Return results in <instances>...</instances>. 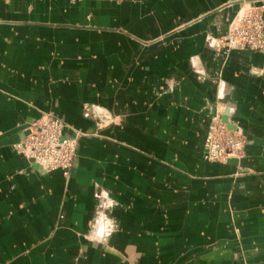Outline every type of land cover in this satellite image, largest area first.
Returning a JSON list of instances; mask_svg holds the SVG:
<instances>
[{"label":"crops","instance_id":"0c3cea01","mask_svg":"<svg viewBox=\"0 0 264 264\" xmlns=\"http://www.w3.org/2000/svg\"><path fill=\"white\" fill-rule=\"evenodd\" d=\"M259 1L0 0V264H264V51L215 44ZM43 113L90 134L67 177L14 150Z\"/></svg>","mask_w":264,"mask_h":264},{"label":"built area","instance_id":"2783aa9c","mask_svg":"<svg viewBox=\"0 0 264 264\" xmlns=\"http://www.w3.org/2000/svg\"><path fill=\"white\" fill-rule=\"evenodd\" d=\"M216 42L226 53L264 51V0L259 4L242 3L230 20L226 34ZM217 100L204 141L203 158L206 162L226 164L230 159L243 158L246 139L223 121L224 111L232 109L224 102L221 93H218ZM84 115L97 121V130L113 122L106 110L95 106L86 107ZM65 129H70L73 137L66 136ZM88 135L71 129L53 114L43 113L27 128V134L14 145V150L32 160L44 173L58 170L67 177L76 161L78 140Z\"/></svg>","mask_w":264,"mask_h":264},{"label":"rangeland","instance_id":"374dc122","mask_svg":"<svg viewBox=\"0 0 264 264\" xmlns=\"http://www.w3.org/2000/svg\"><path fill=\"white\" fill-rule=\"evenodd\" d=\"M261 1H263V0H261ZM261 1H259V3H261ZM237 13V12H236ZM215 44H216V46L219 48V49H223L216 41H215ZM224 50V49H223ZM234 51H236V50H234ZM220 88H223V83L221 82V87ZM245 151V150H244Z\"/></svg>","mask_w":264,"mask_h":264},{"label":"water","instance_id":"95a60500","mask_svg":"<svg viewBox=\"0 0 264 264\" xmlns=\"http://www.w3.org/2000/svg\"><path fill=\"white\" fill-rule=\"evenodd\" d=\"M26 134H27V133H26ZM30 163H32L34 169L38 170L39 172H43V171H42L37 165H35V164L33 163L32 160H30Z\"/></svg>","mask_w":264,"mask_h":264},{"label":"bare ground","instance_id":"6f19581e","mask_svg":"<svg viewBox=\"0 0 264 264\" xmlns=\"http://www.w3.org/2000/svg\"><path fill=\"white\" fill-rule=\"evenodd\" d=\"M220 93L222 94V90L220 89ZM222 96V95H221Z\"/></svg>","mask_w":264,"mask_h":264}]
</instances>
